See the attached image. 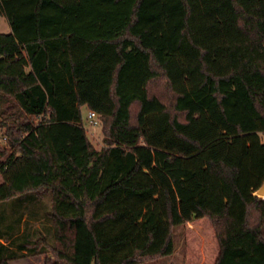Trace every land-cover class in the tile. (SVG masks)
Segmentation results:
<instances>
[{
    "label": "trees",
    "instance_id": "obj_1",
    "mask_svg": "<svg viewBox=\"0 0 264 264\" xmlns=\"http://www.w3.org/2000/svg\"><path fill=\"white\" fill-rule=\"evenodd\" d=\"M0 15V264H140L201 218L214 264H264V0H0ZM45 195L36 237L19 208Z\"/></svg>",
    "mask_w": 264,
    "mask_h": 264
},
{
    "label": "rangeland",
    "instance_id": "obj_2",
    "mask_svg": "<svg viewBox=\"0 0 264 264\" xmlns=\"http://www.w3.org/2000/svg\"><path fill=\"white\" fill-rule=\"evenodd\" d=\"M10 26L4 17L0 15V33H9ZM87 110L82 108L83 125L86 134L96 149L104 146L101 122L92 125L86 118ZM12 151L9 146L5 129L0 127V161ZM49 203V196L45 195L34 204L22 206L24 218L28 221L29 229L34 236H44L46 229L51 227V220L45 215ZM18 209V207H15ZM32 211V212H31ZM33 214H31V213ZM174 251L169 256H158L145 259L140 264H214L219 253L218 243L215 237L212 223L207 218L197 219L173 229ZM47 259V260H46ZM10 264H54L51 254L25 255Z\"/></svg>",
    "mask_w": 264,
    "mask_h": 264
},
{
    "label": "built area",
    "instance_id": "obj_3",
    "mask_svg": "<svg viewBox=\"0 0 264 264\" xmlns=\"http://www.w3.org/2000/svg\"><path fill=\"white\" fill-rule=\"evenodd\" d=\"M86 118L87 121L92 124L95 125L98 122V114L95 111L89 110L86 114ZM261 139L264 142V134L261 135Z\"/></svg>",
    "mask_w": 264,
    "mask_h": 264
},
{
    "label": "water",
    "instance_id": "obj_4",
    "mask_svg": "<svg viewBox=\"0 0 264 264\" xmlns=\"http://www.w3.org/2000/svg\"><path fill=\"white\" fill-rule=\"evenodd\" d=\"M255 194L264 198V181L262 182L261 186L256 190Z\"/></svg>",
    "mask_w": 264,
    "mask_h": 264
},
{
    "label": "crops",
    "instance_id": "obj_5",
    "mask_svg": "<svg viewBox=\"0 0 264 264\" xmlns=\"http://www.w3.org/2000/svg\"><path fill=\"white\" fill-rule=\"evenodd\" d=\"M9 264H10V262H9Z\"/></svg>",
    "mask_w": 264,
    "mask_h": 264
}]
</instances>
